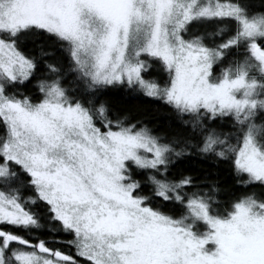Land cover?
<instances>
[{
    "label": "snow or ice",
    "instance_id": "obj_1",
    "mask_svg": "<svg viewBox=\"0 0 264 264\" xmlns=\"http://www.w3.org/2000/svg\"><path fill=\"white\" fill-rule=\"evenodd\" d=\"M196 23L218 29L193 34ZM57 51L66 71L42 59ZM153 63L166 80L148 74ZM29 85L40 95L20 91ZM124 88L168 106L179 131L113 110L106 97ZM0 129V264H264V197L246 192L221 212L212 186L177 171L189 152L208 154L264 192V10L0 0Z\"/></svg>",
    "mask_w": 264,
    "mask_h": 264
},
{
    "label": "trees",
    "instance_id": "obj_2",
    "mask_svg": "<svg viewBox=\"0 0 264 264\" xmlns=\"http://www.w3.org/2000/svg\"><path fill=\"white\" fill-rule=\"evenodd\" d=\"M223 2H230V0H223ZM244 3L251 6L255 12L264 10V0H243ZM216 25H202L195 24L192 33L202 34L207 31L217 30ZM28 49L32 55L38 59L41 58V48L36 44H33L31 40L28 42ZM43 60H47L53 64L60 62L63 65V70H67V60L62 54L57 51L54 55L43 56ZM234 59V57H233ZM43 68V65H41ZM221 69L217 67L214 70L216 75H219ZM148 74L155 78L160 79L163 77L167 79V74L162 72L158 63H153V66L149 68ZM71 76H69V79ZM35 81H33V85ZM29 85L27 89L21 88L20 91L24 92L25 95L39 96L40 93L37 89ZM111 104L113 110L127 114L133 122L142 121L147 127L155 130L161 136L170 134L173 131H179L176 128L175 117L173 111L160 101L151 99L145 96L142 92H132L126 88L124 89H113L106 97ZM258 123L260 121H257ZM221 123L225 125L224 131L228 132L232 129V122L225 119L221 120ZM3 134V130L0 129V135ZM232 141L234 147L241 145L242 140L237 139V134L232 133ZM177 171H183L186 175H193L197 183L203 186L205 192L208 191L207 186H212L217 192V196L214 198L220 205V211L222 212L226 205L234 202L236 198L243 197L245 193L252 194L256 193L258 196L264 197V192L260 189L246 188L243 182L239 179L238 174L235 172L234 167L230 163L220 161L218 158H211L208 154L198 155L189 152L184 158L181 159ZM151 185L148 184L145 187V193H150ZM31 193L23 195V201L25 205L29 207L34 206L31 203ZM187 213L185 207H180L175 212V218H180L182 215ZM51 229V225L47 226ZM28 235V233H24ZM35 235V234H32Z\"/></svg>",
    "mask_w": 264,
    "mask_h": 264
},
{
    "label": "rangeland",
    "instance_id": "obj_3",
    "mask_svg": "<svg viewBox=\"0 0 264 264\" xmlns=\"http://www.w3.org/2000/svg\"><path fill=\"white\" fill-rule=\"evenodd\" d=\"M225 3H227V2H225ZM196 24H198V23H196ZM192 29H193V28H192ZM149 62L152 63L151 59H150ZM214 75H216V74L214 73ZM240 146H242V142H241V145H240ZM177 219H179V218H177ZM199 230H200L201 232H203V231H206V228L201 224ZM209 247H211V246H209Z\"/></svg>",
    "mask_w": 264,
    "mask_h": 264
}]
</instances>
